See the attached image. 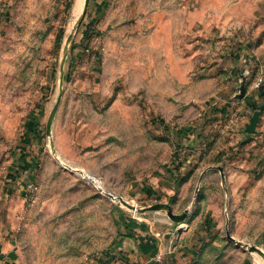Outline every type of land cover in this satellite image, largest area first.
Listing matches in <instances>:
<instances>
[{
    "label": "rangeland",
    "instance_id": "obj_1",
    "mask_svg": "<svg viewBox=\"0 0 264 264\" xmlns=\"http://www.w3.org/2000/svg\"><path fill=\"white\" fill-rule=\"evenodd\" d=\"M241 1L0 0V264H126L153 250L164 264L185 234L189 264H264L247 248L264 254V159L241 168L231 153L235 172L214 168L183 201V126L199 109L183 104V59L210 63L228 41L212 37L216 18ZM203 202L222 212L197 242L202 226L164 206Z\"/></svg>",
    "mask_w": 264,
    "mask_h": 264
},
{
    "label": "crops",
    "instance_id": "obj_2",
    "mask_svg": "<svg viewBox=\"0 0 264 264\" xmlns=\"http://www.w3.org/2000/svg\"><path fill=\"white\" fill-rule=\"evenodd\" d=\"M187 8L190 7L186 6V10ZM195 11L197 13V10ZM216 19L221 32L212 37L219 36L228 41L224 46L219 45L215 47L216 49L209 50L208 53L214 56L213 60L208 64L192 68L191 65L186 64L189 60L183 59V76H181L184 90L183 104L199 105L195 121L183 126V180L186 179L183 183L185 184L183 201L189 198L187 192L189 186L196 182H207L211 175L209 172H214V168H223L225 178L226 176L229 178L231 173L235 172L233 161L230 160L231 158L227 159L231 153L239 152L241 154L239 156H244L235 159L239 163L244 161L245 157L249 160L254 159L255 164L261 163L264 159V114L260 117L255 132L249 133L254 134V137L246 136L247 126L257 114L259 106L264 104V87L256 86L258 79L264 77V0H242L227 5ZM196 21L190 22L189 30L193 25L197 27L203 23L200 19ZM195 31L200 32L197 29ZM193 53L196 56L198 52L195 49L191 54ZM208 86L210 90L203 89ZM189 92L194 93L195 96L192 97ZM233 115L236 121L233 125H228V120ZM253 152L257 157H252ZM244 162L241 168L254 167L250 161L249 166H247L248 161ZM245 175L247 179L249 173ZM211 194L216 193L211 192ZM219 195L222 197L223 192L220 191ZM208 198L210 195L205 199ZM197 205L195 211L189 213L182 227L202 226L200 233L197 234V242H199L204 234L210 231V228L204 226H217L216 218L218 213L222 212V207L204 202L203 206L201 203ZM186 210L183 209V213ZM185 235H183V252L178 250L180 247L178 244H181L182 239L178 236L176 249L171 252L167 261L162 263H190L195 250L188 248L184 239L189 234ZM198 246H191V249L194 247L197 249ZM150 247L152 248V245ZM181 252L182 256L179 255ZM160 261V256L153 250L147 257H141L140 253L132 254L129 260L126 258L124 262L161 264Z\"/></svg>",
    "mask_w": 264,
    "mask_h": 264
},
{
    "label": "water",
    "instance_id": "obj_3",
    "mask_svg": "<svg viewBox=\"0 0 264 264\" xmlns=\"http://www.w3.org/2000/svg\"><path fill=\"white\" fill-rule=\"evenodd\" d=\"M264 110V106L261 107V109L257 112V114L251 119L250 121V124L247 126V133H254L255 132V128L257 126V123L262 115V112ZM51 123H52V118L48 124V134L50 135L51 134ZM218 171L221 172V175H222V178L223 180L225 179V176H224V169L223 168H216ZM110 196V195H109ZM112 197V196H110ZM112 198H115V197H112ZM119 199V203L125 207H127L128 209L134 211V212H144V210H141L135 206H131L129 205L123 198H118ZM165 208H167V211L169 213V216L170 218L175 221V222H184L188 216H189V213L190 211L187 209L182 215H173L172 213V209L170 206H164ZM150 209H156L155 207L154 208H150ZM227 237L230 241L232 242H235L237 244H241L240 242L236 241L230 234V232H227ZM247 248L250 249V251L252 252H257L259 253L263 258H264V254L259 251L257 248L253 247V246H250V245H247Z\"/></svg>",
    "mask_w": 264,
    "mask_h": 264
},
{
    "label": "built area",
    "instance_id": "obj_4",
    "mask_svg": "<svg viewBox=\"0 0 264 264\" xmlns=\"http://www.w3.org/2000/svg\"><path fill=\"white\" fill-rule=\"evenodd\" d=\"M256 86H257V88L264 86V77H260L258 79ZM235 121H236L235 115L231 116L228 120V125H233L235 123ZM99 189L103 190L102 188H99ZM25 190L27 193H30L33 195L34 193H36L38 191V187L34 182H30V183L25 185ZM103 193H105V192H103ZM108 195L112 196L111 194H108ZM112 197H114V196H112Z\"/></svg>",
    "mask_w": 264,
    "mask_h": 264
},
{
    "label": "trees",
    "instance_id": "obj_5",
    "mask_svg": "<svg viewBox=\"0 0 264 264\" xmlns=\"http://www.w3.org/2000/svg\"><path fill=\"white\" fill-rule=\"evenodd\" d=\"M264 87V86H263ZM264 106V104L262 105V106H259V108H258V111L261 109V107H263ZM264 114V110H263V112H262V115ZM261 115V116H262ZM246 136L248 137V138H252V137H254V134H249V133H246ZM186 181V179H184L183 180V183ZM202 199H204V196L203 195H201V200ZM129 237H131L130 235H129Z\"/></svg>",
    "mask_w": 264,
    "mask_h": 264
},
{
    "label": "bare ground",
    "instance_id": "obj_6",
    "mask_svg": "<svg viewBox=\"0 0 264 264\" xmlns=\"http://www.w3.org/2000/svg\"><path fill=\"white\" fill-rule=\"evenodd\" d=\"M84 2H85V0H79V9H81V6L83 7ZM79 9H77V10H79ZM93 180L96 181V183H97L98 185H101V183L98 182L96 179H93ZM101 188H102V187H101ZM114 199H118V198H114ZM118 202H119V201H118Z\"/></svg>",
    "mask_w": 264,
    "mask_h": 264
}]
</instances>
